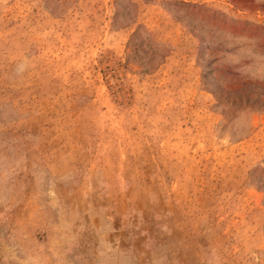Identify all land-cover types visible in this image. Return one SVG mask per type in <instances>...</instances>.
Segmentation results:
<instances>
[{"label":"rangeland","instance_id":"obj_1","mask_svg":"<svg viewBox=\"0 0 264 264\" xmlns=\"http://www.w3.org/2000/svg\"><path fill=\"white\" fill-rule=\"evenodd\" d=\"M0 264H264V0H0Z\"/></svg>","mask_w":264,"mask_h":264}]
</instances>
